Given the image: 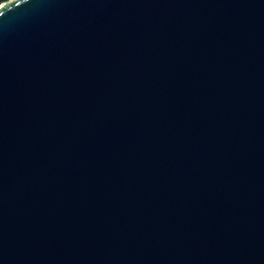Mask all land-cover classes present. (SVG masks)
Listing matches in <instances>:
<instances>
[{"label": "water", "instance_id": "95a60500", "mask_svg": "<svg viewBox=\"0 0 264 264\" xmlns=\"http://www.w3.org/2000/svg\"><path fill=\"white\" fill-rule=\"evenodd\" d=\"M0 264H264V0L0 3Z\"/></svg>", "mask_w": 264, "mask_h": 264}, {"label": "trees", "instance_id": "16d2710c", "mask_svg": "<svg viewBox=\"0 0 264 264\" xmlns=\"http://www.w3.org/2000/svg\"><path fill=\"white\" fill-rule=\"evenodd\" d=\"M3 1H6V0H0V3H2Z\"/></svg>", "mask_w": 264, "mask_h": 264}]
</instances>
